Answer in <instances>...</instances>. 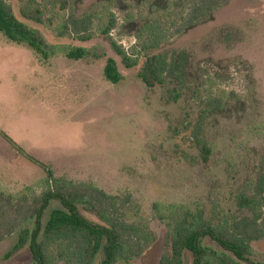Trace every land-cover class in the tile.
Listing matches in <instances>:
<instances>
[{
    "label": "rangeland",
    "instance_id": "1",
    "mask_svg": "<svg viewBox=\"0 0 264 264\" xmlns=\"http://www.w3.org/2000/svg\"><path fill=\"white\" fill-rule=\"evenodd\" d=\"M224 1L209 19L159 50L189 54L188 86L177 103L168 98L175 83L147 88L137 77L139 67L126 68L110 45L112 39L130 52L138 44L141 19L149 15L144 0L111 1L118 25L109 37L100 29L110 0L41 1L47 7L45 23H27L49 45H60L45 54L0 33V132L50 166L57 178L92 183L118 197L121 219L143 228L152 241L132 264L159 263L168 241L167 225L157 216L163 205L201 204L208 213L244 216L235 197L249 193L263 172L264 0ZM6 2L18 14L28 0ZM94 9L99 15L92 40L59 36L69 16L80 18ZM62 45L86 48L99 58L68 59ZM108 58L123 75L119 84L104 77ZM200 113L205 115L203 137L212 148L206 165L192 136ZM0 159L6 194L33 198L42 193L45 171L1 135ZM58 207L54 201L46 218ZM83 214L100 223L95 215ZM17 241L14 235L0 243V264L31 263L28 248L5 257ZM253 250L254 260L264 262V241L254 243Z\"/></svg>",
    "mask_w": 264,
    "mask_h": 264
},
{
    "label": "trees",
    "instance_id": "2",
    "mask_svg": "<svg viewBox=\"0 0 264 264\" xmlns=\"http://www.w3.org/2000/svg\"><path fill=\"white\" fill-rule=\"evenodd\" d=\"M41 1L28 0L20 6L18 15L11 4L0 0V33L13 43L31 47L37 54L60 46L49 45L44 35L27 23H45L47 7ZM111 1L104 5L102 13L107 21L100 34L106 37L118 25ZM145 2L149 15L141 19V27L135 35L138 44L130 52L112 39L110 45L126 68L139 67L137 77L147 88L175 83L168 98L177 103L188 86L189 54L159 50L170 38L205 22L225 1L162 0L158 4L144 0L142 4ZM95 10L80 18L69 16L59 36L70 34L80 42L92 40L93 19L99 15L98 12L95 15ZM156 14L160 15L155 17ZM62 48L61 53L68 59L82 60L89 55L99 58L86 48L68 45ZM104 77L112 84L123 80L115 59H107ZM204 117L200 113L192 136L200 161L206 165L211 160L212 148L203 137ZM0 135L16 152L46 173L42 193L33 198L6 194L0 186V243L18 235L17 243L6 258L24 248L29 249L32 257L29 264H132L144 255L151 237L143 228L121 219L119 208L123 204L119 205L118 197L92 183L57 178L50 166L30 156L4 133ZM262 166L263 172L253 181L252 190L235 197L234 204L237 210L246 212L244 216L228 217L215 210L208 213L201 204L193 208L163 205L157 216L167 225L168 241L158 264H264L254 260L253 250L254 243L264 241V157ZM54 201L59 202L60 207L50 211L46 218ZM83 211L95 215L100 223L87 218Z\"/></svg>",
    "mask_w": 264,
    "mask_h": 264
},
{
    "label": "crops",
    "instance_id": "3",
    "mask_svg": "<svg viewBox=\"0 0 264 264\" xmlns=\"http://www.w3.org/2000/svg\"><path fill=\"white\" fill-rule=\"evenodd\" d=\"M1 160V159H0ZM2 169V166L0 165V170ZM2 175V174H1Z\"/></svg>",
    "mask_w": 264,
    "mask_h": 264
}]
</instances>
